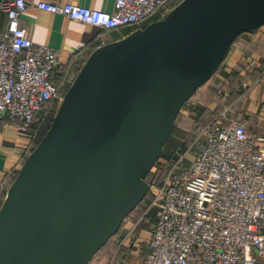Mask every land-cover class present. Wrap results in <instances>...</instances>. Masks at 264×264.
I'll return each instance as SVG.
<instances>
[{"label":"water","instance_id":"1","mask_svg":"<svg viewBox=\"0 0 264 264\" xmlns=\"http://www.w3.org/2000/svg\"><path fill=\"white\" fill-rule=\"evenodd\" d=\"M264 0H180L95 46L0 203V264H86L148 191L185 100Z\"/></svg>","mask_w":264,"mask_h":264},{"label":"built area","instance_id":"2","mask_svg":"<svg viewBox=\"0 0 264 264\" xmlns=\"http://www.w3.org/2000/svg\"><path fill=\"white\" fill-rule=\"evenodd\" d=\"M179 1L113 0L112 10H106L73 1L1 0L7 20L0 35V123L8 119L26 133L52 100L62 98L54 82L56 50L34 42L19 22L31 3L94 26L118 28L142 26ZM226 111L184 141L171 163L154 164V194L145 209L155 206L147 263L257 264L264 254V134ZM4 187L0 179V191ZM5 193L6 188L1 201Z\"/></svg>","mask_w":264,"mask_h":264},{"label":"crops","instance_id":"3","mask_svg":"<svg viewBox=\"0 0 264 264\" xmlns=\"http://www.w3.org/2000/svg\"><path fill=\"white\" fill-rule=\"evenodd\" d=\"M59 1H73L106 10L113 8V0ZM6 20V12L0 7V35L6 29ZM19 22L27 28L28 35L34 42L48 44L56 50L59 66L65 65L73 77L95 46L121 37L135 28L130 25L102 28L62 13L40 9L33 3L22 12ZM220 64L219 77L224 79L221 88L226 93L216 98L213 95L214 86L208 87V117L212 118L227 107V115L244 120L250 128L264 134V104L255 115L256 123L249 117L232 113L233 107L242 105L243 102L246 113L255 109V90L261 84L259 81L264 79V23L252 31L240 32L232 40ZM246 84L249 85L245 88ZM227 96H231L229 101L226 100ZM245 96L248 100H245ZM261 98L264 99L263 94ZM24 143L25 134L17 129L15 123L8 119L0 123V179L4 181L6 189L13 180V170L18 169L21 164ZM151 215L149 210L144 209L140 214L124 217L119 229L86 264H153L146 262V254L150 248L149 229L153 222ZM262 229L264 231V224ZM257 264H264V254L258 258Z\"/></svg>","mask_w":264,"mask_h":264},{"label":"rangeland","instance_id":"4","mask_svg":"<svg viewBox=\"0 0 264 264\" xmlns=\"http://www.w3.org/2000/svg\"><path fill=\"white\" fill-rule=\"evenodd\" d=\"M153 16V15H152ZM221 71V64L218 65L216 70L211 74V76L200 86L196 88V90L185 100L183 105L181 106L177 117L174 122V126L171 130L170 136L167 138V140L164 142L163 147L161 149V153L158 157V159L155 161L156 164H166L171 163L173 160H175L176 157L179 156L181 151L186 146V142H184L186 139L190 138L193 134L195 128L205 119L208 118L207 113V103L209 99V94L207 92V89L210 85L214 86L215 94H213L216 98H220L225 92L223 88H221L224 83V79L219 77V73ZM73 75L72 73H66V83L70 84L72 81ZM260 86L256 87L255 90V97L253 99L255 109L251 112L247 111L246 108L243 106L245 102L242 103V105L234 106L232 109L233 114L242 115L245 117H249L252 122H257L255 120V115L259 113L260 108L264 104V99L261 98L262 94L264 96V79L259 81ZM249 84L245 85L248 86ZM69 86V85H68ZM68 88V87H67ZM66 88V89H67ZM231 96H227L226 100L229 101ZM229 99V100H228ZM248 100L247 96H245V100ZM57 108V107H56ZM56 110V109H55ZM55 110H52V114L55 113ZM54 115V114H53ZM53 116H49L46 118L44 124L40 127L39 131L37 132L34 139H39L41 135L44 134V131L46 130L47 126L50 124ZM26 137V136H25ZM26 139V138H25ZM27 149V146H26ZM191 160L190 154L186 155L184 157V162L188 163ZM154 163V164H155ZM148 178L153 181V175L152 172H148ZM153 190L154 186L152 185V188L150 191L146 193V195L137 203V205L133 208V210L128 214H140L144 209H146L147 205L150 203L151 198L153 197ZM155 210V206L150 207L149 212ZM99 250V249H98ZM97 250V251H98ZM96 251V252H97Z\"/></svg>","mask_w":264,"mask_h":264},{"label":"trees","instance_id":"5","mask_svg":"<svg viewBox=\"0 0 264 264\" xmlns=\"http://www.w3.org/2000/svg\"><path fill=\"white\" fill-rule=\"evenodd\" d=\"M159 17V14L158 13H154L153 14V16H151V17H149L148 19H145L142 23H141V25L143 26V25H145L146 23H148L150 20H152V19H155V18H158ZM131 27H135L134 25H130ZM252 31V30H251ZM66 73H69L68 72V68L64 65V66H58V68H57V70H56V72H55V75H54V82L58 85V92L61 94V95H63V93L65 92V90H66V88L68 87V85H69V83L67 84L66 83ZM57 105H58V101H57V99H54V100H52L50 103H49V107L48 108H46L47 110H42V114L44 115V117L41 119V120H36L35 122H34V124H33V127L29 130V131H27L26 133H23V134H25V145H24V149H23V151H22V153H21V163L23 162V160L25 159V157H26V155L31 151V149L37 144V142L39 141V139L41 138H39V139H34V137L36 136V134H37V132L39 131V129H40V127L42 126V124H44V122H45V120H46V118L48 117V115L50 116H53V114H52V110L54 111L55 109H56V107H57ZM224 106V104L221 106V108ZM178 114V113H177ZM176 117H177V115H176ZM209 118V117H208ZM208 118H205L196 128H195V130L194 131H196L197 129H199L203 124H204V122L206 121V120H209ZM176 119V118H175ZM49 126V125H48ZM48 126H47V128H48ZM47 128H46V130H47ZM33 129H37V132L35 133V134H33ZM45 130V131H46ZM44 131V132H45ZM194 133V132H193ZM42 136V135H41ZM190 138H188V139H186L185 141L187 142L188 140H189ZM26 146H27V149H26ZM21 165V164H20ZM20 167V166H19ZM153 167H154V164H153V166L151 167V169L149 170V171H151L152 172V175H153V171H152V169H153ZM19 169V168H18ZM18 169H14L13 170V172H12V178L14 179V177H15V175H16V173H17V171H18ZM145 179L148 181V183L150 184V187H149V189H148V191H150V189L152 188V186H151V184H152V180H150L149 178H148V173H147V175L145 176ZM156 181H158V180H156ZM147 191V192H148ZM154 191V190H153ZM5 192V187L0 191V202H1V197H2V195H3V193ZM146 192V193H147ZM146 195V194H145ZM144 195V196H145ZM143 196V197H144ZM152 199V198H151ZM133 210V209H132ZM131 210V211H132ZM131 211H129L128 213H127V215L131 212ZM153 212V210L151 211V213ZM150 214V213H149ZM126 215V216H127ZM154 215V214H153ZM153 215H151V219H153ZM125 216V217H126ZM122 224V223H121ZM119 229V228H118ZM112 235H114V234H112ZM111 235V236H112ZM111 236H109V238L111 237ZM108 238V239H109ZM107 239V240H108ZM106 240V241H107ZM101 248V247H100Z\"/></svg>","mask_w":264,"mask_h":264}]
</instances>
